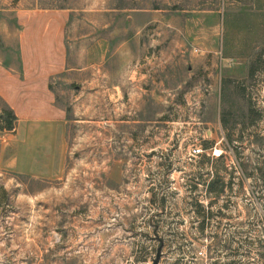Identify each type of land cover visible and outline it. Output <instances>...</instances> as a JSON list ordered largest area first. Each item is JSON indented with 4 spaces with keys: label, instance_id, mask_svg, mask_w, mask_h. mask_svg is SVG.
Segmentation results:
<instances>
[{
    "label": "rangeland",
    "instance_id": "rangeland-1",
    "mask_svg": "<svg viewBox=\"0 0 264 264\" xmlns=\"http://www.w3.org/2000/svg\"><path fill=\"white\" fill-rule=\"evenodd\" d=\"M121 8L152 21L157 75L177 77L166 106L135 132L115 110L106 130L76 124L51 179L7 165L0 123V264H264V0H0V60L15 62L21 23L39 12L109 23Z\"/></svg>",
    "mask_w": 264,
    "mask_h": 264
},
{
    "label": "crops",
    "instance_id": "crops-1",
    "mask_svg": "<svg viewBox=\"0 0 264 264\" xmlns=\"http://www.w3.org/2000/svg\"><path fill=\"white\" fill-rule=\"evenodd\" d=\"M117 11L120 20L109 23H70L62 9L21 23L13 46L18 57L0 60V96L18 117L5 146L11 153L7 165L16 172L55 178L66 168L76 124L106 130L115 110L116 128L124 132L131 125L135 132L154 122L157 108H165L177 77L165 70L157 75L149 43L152 21H125L122 14L129 9ZM131 11L154 10L133 6ZM76 28L88 33L84 43L76 42ZM56 77L59 85L54 86ZM172 103L180 105L174 97Z\"/></svg>",
    "mask_w": 264,
    "mask_h": 264
},
{
    "label": "trees",
    "instance_id": "trees-1",
    "mask_svg": "<svg viewBox=\"0 0 264 264\" xmlns=\"http://www.w3.org/2000/svg\"><path fill=\"white\" fill-rule=\"evenodd\" d=\"M17 121L18 117L15 114L14 110L10 107H7L5 112L0 115V123L2 126V129L8 130V131H13L17 127ZM223 178L220 175H215V177L211 180L208 181V190L210 192H215L216 187L219 185L220 181H222Z\"/></svg>",
    "mask_w": 264,
    "mask_h": 264
},
{
    "label": "built area",
    "instance_id": "built-area-1",
    "mask_svg": "<svg viewBox=\"0 0 264 264\" xmlns=\"http://www.w3.org/2000/svg\"><path fill=\"white\" fill-rule=\"evenodd\" d=\"M212 157L215 159H220L225 156L224 150L222 148L215 147L212 150ZM205 152L204 148L202 146H194L192 149V155L197 157L202 155Z\"/></svg>",
    "mask_w": 264,
    "mask_h": 264
},
{
    "label": "water",
    "instance_id": "water-1",
    "mask_svg": "<svg viewBox=\"0 0 264 264\" xmlns=\"http://www.w3.org/2000/svg\"><path fill=\"white\" fill-rule=\"evenodd\" d=\"M160 255H161V253H160L159 256H158V260L156 261V264H158V261H159Z\"/></svg>",
    "mask_w": 264,
    "mask_h": 264
}]
</instances>
